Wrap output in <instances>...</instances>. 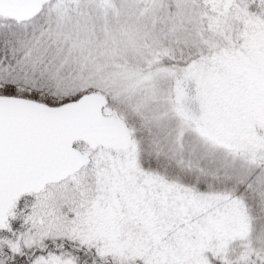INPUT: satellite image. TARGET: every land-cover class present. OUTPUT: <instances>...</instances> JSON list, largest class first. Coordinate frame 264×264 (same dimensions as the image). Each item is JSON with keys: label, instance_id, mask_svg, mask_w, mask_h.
<instances>
[{"label": "snow or ice", "instance_id": "obj_1", "mask_svg": "<svg viewBox=\"0 0 264 264\" xmlns=\"http://www.w3.org/2000/svg\"><path fill=\"white\" fill-rule=\"evenodd\" d=\"M0 264H264V0H0Z\"/></svg>", "mask_w": 264, "mask_h": 264}]
</instances>
